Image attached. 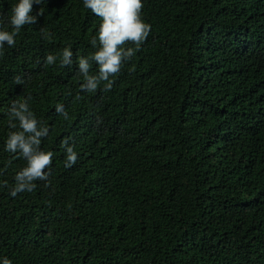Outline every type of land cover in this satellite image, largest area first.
I'll return each instance as SVG.
<instances>
[{
	"label": "trees",
	"instance_id": "obj_1",
	"mask_svg": "<svg viewBox=\"0 0 264 264\" xmlns=\"http://www.w3.org/2000/svg\"><path fill=\"white\" fill-rule=\"evenodd\" d=\"M142 2L151 33L107 92L80 93L100 23L83 0H42L5 45L0 180L25 165L4 150L13 100L33 97L54 157L35 191L0 188V264H264V0ZM68 45L70 68L46 65Z\"/></svg>",
	"mask_w": 264,
	"mask_h": 264
},
{
	"label": "clouds",
	"instance_id": "obj_2",
	"mask_svg": "<svg viewBox=\"0 0 264 264\" xmlns=\"http://www.w3.org/2000/svg\"><path fill=\"white\" fill-rule=\"evenodd\" d=\"M42 0H17L11 7V15L5 19L0 13V55H3L5 45L13 47L21 29L26 25L38 23V17L43 15L39 9L32 14L33 6L40 5ZM83 7L99 17L100 23L96 35L89 43L94 49L87 56L76 57V67L83 78L80 93H95L102 87V91H110L115 83L113 77L118 76L125 64L136 55L141 45L151 33V24L142 17L144 4L142 0H83ZM42 38L51 39L52 33L45 28L40 29ZM59 59L61 68L73 65L74 53L72 45L62 49L57 55L48 54L46 65H55ZM95 65V71L93 66ZM16 85L24 84V78H13ZM33 97L29 94L13 100L7 110V127L9 129L4 144L8 153L18 154L25 165L15 173L14 185L6 180H0V188H8L9 195L16 197L20 193H31L37 188V181L48 182L54 152L41 148L42 140L49 135V126L38 119L31 108ZM83 99L79 93L75 100ZM55 112L65 121L71 119L69 112L61 103L55 105ZM100 121L98 120V123ZM66 154L65 168L74 166L78 161V153L67 139L61 145ZM3 264H12L8 258H3Z\"/></svg>",
	"mask_w": 264,
	"mask_h": 264
}]
</instances>
